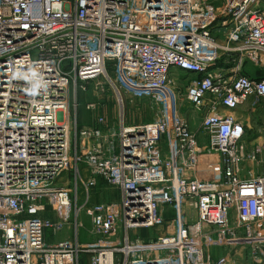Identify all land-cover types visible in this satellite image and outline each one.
Listing matches in <instances>:
<instances>
[{"label":"built area","instance_id":"1","mask_svg":"<svg viewBox=\"0 0 264 264\" xmlns=\"http://www.w3.org/2000/svg\"><path fill=\"white\" fill-rule=\"evenodd\" d=\"M250 98L264 0H0V264H264L260 148L236 114ZM101 180L119 202L93 201Z\"/></svg>","mask_w":264,"mask_h":264},{"label":"crops","instance_id":"2","mask_svg":"<svg viewBox=\"0 0 264 264\" xmlns=\"http://www.w3.org/2000/svg\"><path fill=\"white\" fill-rule=\"evenodd\" d=\"M247 71L249 73H254L256 71V67L254 66H248L246 67ZM253 98H250L245 104H243L237 111L236 114L239 115V117L243 120V122L246 125V131H247V138L250 143V147H256L260 148V152L258 153L259 158H261V162H258L256 166H251L249 161L246 163L247 167L246 170L251 169V167L254 169V173H264V99L261 100L257 105L254 104ZM190 113H185L186 117L190 118ZM191 119V118H190ZM192 120V119H191ZM216 160H219V155H215ZM247 173V171H246ZM105 187V191H110L111 199L113 202H119L121 200V192L118 189H114L112 187L107 186L103 180L100 181L99 187ZM97 188V189H98ZM97 194V192H96ZM94 194V196L96 195ZM93 196V197H94ZM44 217H53L54 214L52 211H46L41 213ZM86 224L89 221L88 216L85 214L84 216ZM72 236L71 229L65 228L63 231L59 233H54L52 229L48 228L45 231V237L46 240L50 243H58L66 238H69ZM80 239L83 242H91L93 241V238L87 233L86 229H83L82 232H80ZM88 256L87 254H84L82 257V260Z\"/></svg>","mask_w":264,"mask_h":264},{"label":"rangeland","instance_id":"3","mask_svg":"<svg viewBox=\"0 0 264 264\" xmlns=\"http://www.w3.org/2000/svg\"><path fill=\"white\" fill-rule=\"evenodd\" d=\"M225 0H208V4H212L215 7H220L223 5ZM220 65H223V62L219 63ZM248 63H246L244 65V67H248ZM187 75L185 74V72H179L177 74V77L179 79H183L186 77ZM91 101H98L97 99V95L95 94V90L94 89H89L88 91H82L78 94V102L81 104L78 107V113L80 114L81 120H83V123H91L93 122V116L91 115V113L89 111H86V107L85 105L88 102ZM100 103L103 104L104 108L106 109V111L108 112L109 116H113L116 114L117 110H118V105L115 101L114 98H112L111 96H106L105 99L100 100ZM74 104H75V100L74 102L71 104V112L72 115H74L75 113V108H74ZM80 108V109H79ZM138 108V106H132V110H136ZM184 113L187 114V112H189V109H191V106L188 107V105H186V107L184 108ZM147 114V112H146ZM146 114H144V120H149L152 117V113H150L149 110V114L148 116H146ZM190 115V118L192 119V122L196 125L199 124L200 121V116L196 113V112H192L190 111V113L188 114ZM249 163L251 164V166H256V161H252L250 160ZM254 172L251 171V174H253ZM115 189V188H114ZM105 187H101L98 188L95 192V196L93 198L94 202H113V200L111 199V197H109L111 195L110 191H105ZM88 224H86L87 227L90 226V222H87ZM161 231H163V228L161 226H156V227H152L149 228L147 230H142V231H137L136 233L138 235H140L141 237H146V239H151L154 238L155 236H157ZM135 234V233H134ZM136 234V236H137ZM135 236V237H136ZM223 252L222 249H220L219 247H217L216 245L211 247V254L213 257L219 256L221 255V253ZM81 264H90V256H86L84 258V260H82ZM228 264H257V263H253L250 260H248L247 258L245 259H236V260H230Z\"/></svg>","mask_w":264,"mask_h":264},{"label":"trees","instance_id":"4","mask_svg":"<svg viewBox=\"0 0 264 264\" xmlns=\"http://www.w3.org/2000/svg\"><path fill=\"white\" fill-rule=\"evenodd\" d=\"M89 256V255H88Z\"/></svg>","mask_w":264,"mask_h":264}]
</instances>
